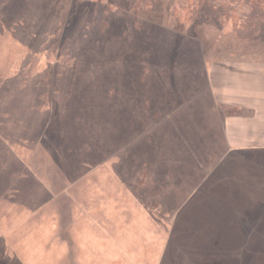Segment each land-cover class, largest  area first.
I'll return each mask as SVG.
<instances>
[{
	"label": "rangeland",
	"instance_id": "1",
	"mask_svg": "<svg viewBox=\"0 0 264 264\" xmlns=\"http://www.w3.org/2000/svg\"><path fill=\"white\" fill-rule=\"evenodd\" d=\"M182 5L0 0V264H264V139L211 95L264 24Z\"/></svg>",
	"mask_w": 264,
	"mask_h": 264
},
{
	"label": "crops",
	"instance_id": "2",
	"mask_svg": "<svg viewBox=\"0 0 264 264\" xmlns=\"http://www.w3.org/2000/svg\"><path fill=\"white\" fill-rule=\"evenodd\" d=\"M255 56L251 63L220 66L216 84L221 89L211 86L213 100L226 109L221 128L232 148H250L264 139V54ZM206 75L211 82L213 76L207 70Z\"/></svg>",
	"mask_w": 264,
	"mask_h": 264
},
{
	"label": "trees",
	"instance_id": "3",
	"mask_svg": "<svg viewBox=\"0 0 264 264\" xmlns=\"http://www.w3.org/2000/svg\"><path fill=\"white\" fill-rule=\"evenodd\" d=\"M203 9L217 13L222 23L230 22L234 27L264 24V0H237L234 3L228 0H183L184 21H190L197 11Z\"/></svg>",
	"mask_w": 264,
	"mask_h": 264
}]
</instances>
